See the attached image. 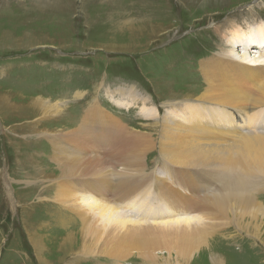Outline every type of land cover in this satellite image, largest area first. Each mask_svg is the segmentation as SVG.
<instances>
[{"label":"bare ground","instance_id":"1","mask_svg":"<svg viewBox=\"0 0 264 264\" xmlns=\"http://www.w3.org/2000/svg\"><path fill=\"white\" fill-rule=\"evenodd\" d=\"M45 1L59 9L67 8L70 0ZM162 17L157 15L154 20H162ZM126 26L131 36L136 31L133 39L136 42L137 36L145 31L165 33L172 25L163 26L162 22L147 19L131 21L125 17L119 28L127 31ZM216 30L220 31L219 36L223 33L229 36L227 51L235 52L234 46H239L244 54L234 55L233 52V56H238L235 59L219 52L226 57L222 58L216 52L208 57L211 61L198 62L202 86H196L197 94L187 91L175 99L162 100L160 105L165 110L161 115L160 110L153 107V94L156 88L165 87L162 80L149 81L150 97H136L132 90L129 96L118 93L120 106L130 107L135 101L142 104L139 114L145 120L141 127L145 133L131 130L94 101L85 111L80 126L41 127L45 132L36 130V136L48 139L52 151L49 160L53 164L46 168L43 164L36 167L39 181H47L48 187V192L39 193H47L48 197L42 199L55 202L69 213V217H50L52 225L47 235H33L34 248L39 251L36 254L41 262L47 264L46 257L53 256L50 252L55 251L61 255H103L122 264L127 260L129 249L134 248L141 259L149 263L157 264L163 257L157 250L164 249L165 260L175 258L191 264L193 252L199 251L203 263L209 264L212 257V264H224V259L229 258L218 251L220 247L216 250V244L219 246L218 242L224 239L214 234L217 228L227 225L253 235L264 245V201L257 198L260 191L264 192V21L244 23L242 27L231 21L216 26ZM36 46L46 44L32 47ZM98 46L107 51L126 52L113 45ZM250 47L258 49L260 56L256 60L248 59ZM14 95L24 97L16 92ZM76 96L81 97L80 94ZM0 101L6 103L1 111L20 112L17 116L24 120L38 118V122L60 115L66 107L64 102L41 96L11 101L6 92L0 93ZM150 126L153 134H158L157 139L147 131ZM107 134L114 139L118 137L116 149L111 146V140H103ZM151 150L157 151L160 164L145 173L144 157ZM161 169H165L167 180L159 181L161 178L157 176ZM151 181L165 187L163 195L167 202L175 203L172 197L180 198L176 201L178 214L175 213V218L171 216V220L150 224L146 218L136 220L132 215L120 214V209L111 205L109 198L114 197L123 201L119 207L135 208L131 205L133 201H141L133 199L134 193ZM174 182L179 185H173ZM216 187L213 193L207 194V190L212 192ZM110 188L113 192L109 196ZM70 217L78 224L64 228L62 225L71 222ZM65 218L68 221L65 222ZM29 240L31 242L30 235Z\"/></svg>","mask_w":264,"mask_h":264},{"label":"rangeland","instance_id":"2","mask_svg":"<svg viewBox=\"0 0 264 264\" xmlns=\"http://www.w3.org/2000/svg\"><path fill=\"white\" fill-rule=\"evenodd\" d=\"M67 5V8L57 9L45 0H0V93L6 92L11 101H26L27 97L41 96L64 102L66 106L60 115L42 121L43 124L38 122V118L24 120L17 116L20 112L1 111L6 103L0 101V264H45L38 259L33 235H47L49 225H52L49 224L50 217H69V213L57 207L55 202L42 199L48 197L47 193L40 194L48 192V187L45 184L47 181H39L36 167L53 165L49 160L52 151L48 139L35 135L37 131H43L41 127L68 129L72 124L78 127L91 101H94L131 130L145 133L141 129L145 120L139 114L142 104L135 101L130 107L120 106L121 94L129 96L132 90L136 97H150L149 81L156 78L162 80L165 87L156 88L152 105L162 115L165 110L160 105L162 100L175 99V96L187 91L198 93L196 86H202L198 62L211 61L208 57L216 52L222 58L226 57L219 52L238 59V56L232 55L234 51H227L229 36L224 33L219 36L221 33L216 26L234 21L242 27L244 23L249 25L254 21H264V0H70ZM157 15L164 17L154 20ZM125 17L131 21L147 19L172 26L165 33L145 31L134 42L136 31L131 36L127 26V31L119 28ZM34 44L46 46L32 47ZM99 44L102 47L113 45L126 52L99 49ZM234 47V55L244 54L239 46ZM257 51V48L250 47L248 59L256 60L260 56ZM15 92L24 97H16ZM135 94L132 95L135 97ZM146 129L153 134L151 126ZM153 137L157 139L158 134H153ZM106 139L111 140V146L116 149L118 137L114 139L107 134L103 140ZM157 155V151L151 150L144 157L147 162V165L144 163L145 173L153 171L155 164H160ZM157 177L161 178L159 181L167 180L165 169H161ZM177 184L174 182L173 185ZM164 189L158 182L146 183L134 193L133 199L141 201H133L131 205L135 208H130V205L119 207L123 201L114 197L109 199L114 209H120V214L132 215V219L136 220L146 218L148 223L153 224V221L171 220V216L175 218V213L178 214L176 201L180 198L172 197L175 203L167 202ZM211 189L207 190V194L218 187L210 192ZM112 192L110 188L109 196ZM257 198L264 201V192L260 191ZM70 219L66 226L62 225L64 228L78 224ZM218 235L225 241L220 240L216 250L220 247L218 251L229 258L224 259V264H264V245L253 235L236 231L230 225L217 228L214 237ZM212 243L214 245L215 242ZM157 251L163 253L157 264L187 263L175 258L165 260L166 251ZM128 252L127 260L122 264H155L143 261L134 248ZM198 252H193L189 263L205 264ZM50 253L53 256L44 257L47 264H119L97 254ZM211 260L212 257L208 260L209 264H212Z\"/></svg>","mask_w":264,"mask_h":264}]
</instances>
